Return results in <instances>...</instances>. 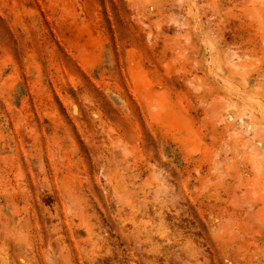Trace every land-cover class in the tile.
<instances>
[{"label": "rangeland", "instance_id": "1", "mask_svg": "<svg viewBox=\"0 0 264 264\" xmlns=\"http://www.w3.org/2000/svg\"><path fill=\"white\" fill-rule=\"evenodd\" d=\"M0 264H264V0H0Z\"/></svg>", "mask_w": 264, "mask_h": 264}]
</instances>
